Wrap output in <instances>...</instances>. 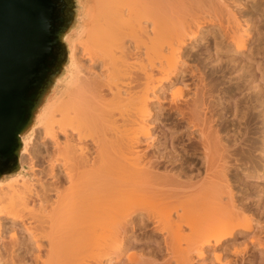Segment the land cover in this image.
Returning a JSON list of instances; mask_svg holds the SVG:
<instances>
[{"label":"bare ground","instance_id":"6f19581e","mask_svg":"<svg viewBox=\"0 0 264 264\" xmlns=\"http://www.w3.org/2000/svg\"><path fill=\"white\" fill-rule=\"evenodd\" d=\"M261 1L82 0L66 77L0 180V264H264Z\"/></svg>","mask_w":264,"mask_h":264},{"label":"water","instance_id":"95a60500","mask_svg":"<svg viewBox=\"0 0 264 264\" xmlns=\"http://www.w3.org/2000/svg\"><path fill=\"white\" fill-rule=\"evenodd\" d=\"M83 12L82 0H0V180L22 170L23 136L66 77Z\"/></svg>","mask_w":264,"mask_h":264},{"label":"rangeland","instance_id":"374dc122","mask_svg":"<svg viewBox=\"0 0 264 264\" xmlns=\"http://www.w3.org/2000/svg\"><path fill=\"white\" fill-rule=\"evenodd\" d=\"M255 1H256V0H255ZM261 3H262V1H261ZM232 4L234 5V3H232ZM263 4H264V0H263V3H262L261 5L263 6ZM235 6L237 7L236 3H235ZM235 6H234V8H235ZM237 8H239V10L242 9L240 6L237 7ZM237 8H236V9H237ZM262 8H264V7H262ZM237 10H238V9H237ZM246 10H247V9H246ZM246 10H244V11H246ZM263 14H264V13H263ZM263 23H264V22H263ZM261 25H264V24H261ZM261 25H260V26H261ZM261 27H262V31H263V33L261 34V37H259L260 35H259L258 37H257V36H256V37H257V41H258V40L261 41L262 43H261V42H260V43L263 45L264 42H263V40H261V39L264 38V37H263V36H264V30H263L264 28H263V27H264V26H261ZM209 37H210V36H208V38H209ZM211 37H212V36H211ZM211 37H210V38H211ZM256 37H255V39H256ZM208 38H207V40H206L204 43L201 42V43L199 44V47L195 50V51L198 50V52H195V51H194V52H195V55H196V56H195V58H196L195 60H199V58H200L201 60H199V63L201 62L200 64L204 63V65H207V68H206L207 70H205V71H207L206 73H208V71H209V74H210V70H211V72H212L213 70L216 69V68H215L216 66H215L214 63H210V64H209V60L207 59V58H208V57H207V53H205V51H204V47H205L204 45H205V43L209 46L210 50H214V46L212 45V44H213V43H212L213 41H212V39H210V38H209V40H208ZM259 38H260V39H259ZM255 39H254V40H255ZM210 40H211L212 42H211ZM259 41H258V44L256 43V41H254V42H255L257 45H259ZM208 42H209V43H208ZM200 45H201V46H200ZM259 46H261V45H259ZM261 47H262V46H261ZM261 47H259V48H260L259 51L263 54V52H264V47H262V48H261ZM211 48H212V49H211ZM199 49H200V51H199ZM201 52H202V53H201ZM196 53H197V54H196ZM261 53H260V55H258L257 57H258L260 60H263V59H264V58H263L264 54L262 55ZM197 55L199 56V58H198ZM197 58H198V59H197ZM224 62H226V63L224 64ZM224 62H223V65H225L226 68H225V70H224V69H223V70L226 71V73H225V72H222V73H225L226 76H227V70H228V71H229V70H231V71H235V70H237V68H239V67H238V63H237L236 66L234 67V66H232V64L230 65L229 62H227V61H225V60H224ZM261 62L263 63V61H261ZM190 63H192V61H191ZM193 63H195V62H193ZM196 63H197V62H196ZM196 63H195V64H196ZM195 64H194V65H195ZM95 65H96V64H95ZM192 65H193V64H192ZM202 65H203V64H202ZM202 65H198L199 67H198V66H197V67L201 69V68H202V67H201ZM214 66H215V67H214ZM263 66H264V65H263ZM226 69H227V70H226ZM197 70H198V69H197ZM196 72H197V73H196ZM196 72H194V73H195V74H198V71H196ZM206 73H205V74H206ZM222 73L220 72V73L218 74V76H216V77H218V78L220 77V81L223 80L221 86H222L223 88H224V87L227 88L226 85H229L230 82L228 81V79H224V77H221V74H222ZM187 74H188V73H187ZM187 74H186V75H187ZM206 75H208V74H206ZM206 75H205V76H206ZM219 75H220V76H219ZM185 79L187 80L186 82H187L189 85L191 84V86H192V81H195V80H196V78L194 79V77H193L192 75H189V74L186 76ZM224 80H225L226 82H228V83L224 82ZM208 81H209V79H208ZM208 81H206V82H208ZM231 85H232V84H231ZM231 85H229V86H231ZM191 86L189 87V89H191V88L193 87V86H192V87H191ZM184 90H187V88L184 89ZM167 95H169V94L167 93ZM169 98H170V97L168 96V99L165 100V103H166V104H167ZM166 101H167V102H166ZM168 104H169V102H168ZM167 106H168V105H167ZM167 117H168L167 119L170 118V116H167ZM172 119L175 120V117H173ZM164 121H165V122H169V123L171 122V121H167V120H164ZM157 131H159V129H158ZM145 146H146V144L143 145L142 148H146ZM147 149H148V150H147ZM147 149H146V150H147L148 152H150V153L152 152V151H151V148H147ZM40 155H41V156H40ZM44 156H45V155L38 154V155H37V160H38V158H39V160H38V161L40 162L39 164L42 163L41 165L47 169V167H46V166H47V164H46L47 162L45 161L46 158H45ZM40 157H41V158H40ZM44 158H45V160H44ZM41 159H42V160H41ZM163 163H164V164H163ZM160 164L162 165V166L160 165V166H161V170H163V167L167 166V164H166L164 161H161ZM165 164H166V165H165ZM42 166H41V168H43ZM45 168H43V169H41V170L44 171ZM233 173H235V172H233ZM47 174H48V172H47ZM43 175H46V174H43ZM47 176H48V175H47ZM47 176H44V177L46 178ZM241 176H242V174H241ZM47 178H50V176L47 177ZM47 178H46V179H47ZM47 180H49V179H47ZM244 182H245V181H244L243 179H241V180L239 181V184H237V187H238V186H239V187H238V188L235 187V188H236L235 193L238 192V193H237V197H239V199H240V197H243V198H244V196L247 197V195L249 194L248 196L251 197V199L253 198L254 200H253V199H252V200L255 202V199H258V198H257V195H258V196L260 195V194H258V193H259L258 188H255V187H256V186H255V185H256L255 182L251 181L252 183L255 184L254 187L251 186V183H248V184H247V182H245V183H244ZM246 184H247V185H246ZM249 184H250V186H249ZM252 185H253V184H252ZM247 186H249V187H247ZM245 187H247V188H245ZM248 188H249V189H248ZM247 189H248V191H247ZM255 189H256L257 191H256ZM245 194H246V195H245ZM242 195H243V196H242ZM247 198H248V197H247ZM252 200H247V199L245 200V199H244L245 202L247 201V204H249L250 201H252ZM258 200H259V199H258ZM258 200H256V201H258ZM248 201H249V202H248ZM253 201L251 202V204H253ZM255 203H256V202H255ZM5 234H7V233H5ZM8 234H9V233H8ZM8 234L4 236V237H6V238H4V239H8V240H5L6 242L9 241V237L7 238ZM5 241H4V242H5ZM7 243H8V242H7ZM7 243H6V244H7ZM3 253H5V252H3Z\"/></svg>","mask_w":264,"mask_h":264},{"label":"snow or ice","instance_id":"6c2138e0","mask_svg":"<svg viewBox=\"0 0 264 264\" xmlns=\"http://www.w3.org/2000/svg\"><path fill=\"white\" fill-rule=\"evenodd\" d=\"M52 22H53V21H52V17H51V15H46V16L41 20V23L47 25L48 27L51 26Z\"/></svg>","mask_w":264,"mask_h":264}]
</instances>
